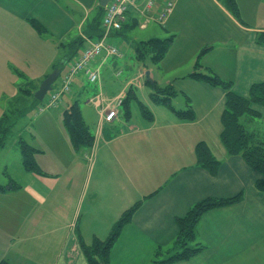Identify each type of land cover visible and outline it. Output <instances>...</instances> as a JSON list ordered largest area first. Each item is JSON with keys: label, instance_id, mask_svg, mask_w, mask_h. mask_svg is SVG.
I'll list each match as a JSON object with an SVG mask.
<instances>
[{"label": "crops", "instance_id": "obj_1", "mask_svg": "<svg viewBox=\"0 0 264 264\" xmlns=\"http://www.w3.org/2000/svg\"><path fill=\"white\" fill-rule=\"evenodd\" d=\"M100 1L0 0V82H8L0 90V106L5 92L10 94L7 107H0V123L5 117L9 122L14 117V113H6L12 109V97L19 94L15 109L20 103V112L28 113L41 83L58 63L68 62L61 59L63 55H79L83 46L98 39L92 25L100 13ZM149 1H137L123 28H140L141 33L132 41L123 38V30L109 36L121 57L92 61L91 67L101 75L99 86L84 108L75 100L95 138L92 149L73 148L64 125L67 107L63 113L58 108L36 111L32 119L25 116L44 139L43 148L31 146L37 150L35 160L43 175L25 171L19 182L13 181L19 189L3 194L25 192L32 220L21 230L16 216L12 220L9 211L0 214V262L13 256L26 264H87L79 237L86 244L94 238L105 240L121 215L141 202L121 232L111 262L150 264L158 249L163 251V259L168 256L179 232L177 219L195 204L242 196L241 202L202 217L196 237L206 249L190 261L176 264H264V194L256 189L262 177L241 157H229L221 142L226 92L189 78L200 54L209 49L200 58L203 72L212 71L232 82L236 94L248 96L253 84L264 83V45L257 44V35L264 29L239 22L218 0H155L151 7ZM165 2H172L174 8L161 25L157 16ZM240 15L242 19L241 10ZM31 21L39 23L46 34H38ZM171 36L173 45L159 65L145 63L143 68L137 67L138 76L124 77L122 72L119 78L123 65L134 67L132 47L136 51L140 42ZM78 39L84 40L83 46L77 52L68 51L70 46H66ZM62 47H66L64 52ZM146 73L160 86L174 85L179 94L172 100L173 107L185 110L189 100L195 120H180L165 106L154 104ZM85 79L82 75L74 84ZM135 86L144 98L136 94ZM130 90L150 110L153 120H144L136 104L134 112L130 105V115L120 107L113 122L102 120L101 111ZM27 99L32 102L23 106ZM260 112L264 123V108ZM60 126L67 140L44 135L45 128ZM201 142L221 162L215 176L196 164L195 148ZM69 165L73 168L68 169ZM52 168L58 170L57 176L46 172ZM55 194L59 199H52Z\"/></svg>", "mask_w": 264, "mask_h": 264}, {"label": "trees", "instance_id": "obj_2", "mask_svg": "<svg viewBox=\"0 0 264 264\" xmlns=\"http://www.w3.org/2000/svg\"><path fill=\"white\" fill-rule=\"evenodd\" d=\"M223 6L234 16L239 22L241 21L240 8L237 0H218ZM105 15V9L100 8V13L96 18L95 24L92 29L98 36V39L103 37L105 32L102 25ZM127 23L124 24L125 28ZM31 26L40 35H45L46 30L37 22L31 21ZM91 26V28H92ZM119 33V32H118ZM174 36L169 38H153L147 42H140L136 47V59L140 63L151 60L154 65H159L174 42ZM84 44L83 39H78L76 42L66 47L75 50L76 52ZM257 44L264 45V32L257 35ZM62 47V49H66ZM68 50V51H70ZM209 49L204 50L198 57L195 70L189 75V78L195 81L203 82L211 87L221 88L226 92L225 110L222 115L223 131L221 133V142L227 151L229 157H241L247 166L260 174L262 177L256 183V189L264 194V123L262 122V115L260 109L264 108V83L253 84L248 96H241L233 91V83L222 80L218 75L212 71L205 74L203 72L200 58ZM67 52V50H66ZM75 52H68L61 58L62 60L69 61L75 55ZM62 68L59 64L55 68ZM54 68V69H55ZM147 87L151 90V100L154 104L162 105L168 108L175 116L183 121L193 122L196 118L195 113L187 100L188 106L185 110H176L172 105V100L178 96V91L174 85L169 84L160 86L156 81L148 80ZM34 96V95H33ZM33 104L39 103L35 96L33 97ZM45 101V100H44ZM43 101V102H44ZM135 103L144 120L152 121L153 115L150 110L138 100L134 90H130L123 100L121 107L130 115V105ZM55 109V108H51ZM39 108L37 109V111ZM9 120L5 117L0 123V149L5 146L6 138L10 133L8 127ZM64 125L69 134L71 144L75 150L83 148L92 149L95 144V138L89 131L82 112L78 103H74L64 113ZM21 154L23 157V168L27 173H35L43 175L39 168L35 154L36 149L20 141ZM196 164L207 170L211 176L218 173L221 162L215 158L212 150L206 142L199 143L195 148ZM19 187L16 183L11 182L9 186L0 185V194H5L11 190H18ZM242 196H237L231 199H207L195 204L183 218H178L176 221L179 232L177 238L172 244L171 250L168 251V256L163 259V251L158 249L152 264H176L179 262L190 261L191 259L200 255L206 247L197 241L196 230L200 224L202 217L216 209L229 207L241 202ZM141 202L136 203L133 207L126 210L119 220L113 226L108 238L101 240L94 238L90 244H86L84 240L79 237V245L84 255L87 264H112L111 254L117 243L121 232L124 227L131 223L132 218L140 207ZM0 264H9L6 261Z\"/></svg>", "mask_w": 264, "mask_h": 264}, {"label": "rangeland", "instance_id": "obj_3", "mask_svg": "<svg viewBox=\"0 0 264 264\" xmlns=\"http://www.w3.org/2000/svg\"><path fill=\"white\" fill-rule=\"evenodd\" d=\"M239 7L241 8L242 12V19L245 23L248 25L257 28L258 30L264 29V0H239ZM158 29H160L159 26H156ZM141 33L140 28H130V29H124L123 38H126L129 41H132L134 38L138 37V34ZM165 38V37H163ZM70 50V49H69ZM64 52V49L61 50ZM132 56L134 59L136 58V51L135 47H132ZM78 55V54H77ZM75 55L72 59H70L65 65L62 66L61 70L63 72L68 69V66L73 62L74 58L77 56ZM62 57V55H61ZM229 56H226L225 59L227 60ZM216 56L211 58V60H215ZM198 60V59H197ZM197 60L195 62V65L197 64ZM149 66H153L154 64L151 63V60L145 62ZM59 64V63H58ZM194 65V66H195ZM214 65V63H213ZM133 66L134 67H128V65H123L121 69V74L122 72L125 73L124 77L128 76V74H132V76L136 77L138 76V69L137 67H144V63L138 62L136 59L133 61ZM215 66V65H214ZM229 69V66H227ZM216 68V66H215ZM227 69L225 70L224 74H226L228 71ZM123 75H121L119 78H122ZM84 79V78H82ZM148 80V79H147ZM59 80L55 83L58 85ZM83 82V81H82ZM78 82L74 84V87H72L71 93H64L62 96V101L61 104L58 108H61L60 111L63 113L65 111V108H70L72 104L75 103V100L79 99L81 108H84L86 105V102L91 98V94H93L99 86L98 83H90L87 79L84 80V82ZM82 83V84H81ZM8 82H0V90H2ZM22 84H19L18 87V92L21 90ZM58 89V86H57ZM134 89H137L136 94H138L140 97L144 98L145 94L141 93V91L138 92V88L135 86ZM83 92L81 96L80 92ZM148 92L146 88V93ZM6 95H3L4 101L3 104L0 107H7L6 103L10 99V94L9 92H5ZM100 94V93H99ZM19 95V94H18ZM12 97V109H9L7 113H14V117L11 118V121L7 124L10 133L8 134L5 142V147L0 149V185L1 186H9L11 182L13 181H20L19 175L25 173L24 166L23 164V157L21 154V148H20V141L23 140L25 143H27L30 146H36L39 148H43L44 146V139H42V133H37L36 125L35 123L30 124L29 120L25 119V116L28 117V119H32L34 113H36L37 109L40 108L41 106H46L45 103L48 100L49 96L46 97L45 102H39L35 103L32 106H28V113L25 111L20 112L22 105L19 103L17 107V111L15 109L16 106V96ZM26 102L24 103L23 106L29 105L32 101L27 99L25 100ZM133 107V112L135 110V103H132ZM57 108V109H58ZM55 109V110H57ZM138 109V108H136ZM139 111V109H138ZM140 112V111H139ZM63 115V114H62ZM136 116H134V120L136 121ZM140 121H142L140 119ZM61 128H55V127H49L45 128L44 130V135L47 137L54 139V137H59L61 140L66 139L67 136L64 132V129L62 126ZM68 137L69 134L66 132ZM70 140V137H69ZM44 162H46L45 159H43ZM6 165H8V169H6ZM74 166V165H73ZM71 165L68 166V169H72ZM46 172H48L52 176H57L58 170L52 168V169H47ZM26 174V173H25ZM23 176V175H22ZM21 176V177H22ZM74 179V176L71 177ZM0 214L5 216V213L9 211L11 214V219L13 216H16L18 218V226L21 227V230H26L27 226L30 225V222L32 220L31 216L29 215V208L26 205H29L27 203L26 195L25 192L20 193H9V196H3V194H0ZM66 195V193H65ZM52 199H59L58 194H55ZM27 203V204H24ZM55 210V209H54ZM27 235H22L23 239H26ZM9 258V259H8ZM6 260V262L11 261L12 264H26L25 261L21 260L20 262L17 260V258H14L13 256H9ZM51 256L48 257L47 259L50 261ZM155 258V257H154ZM154 260V259H153ZM153 262V261H152ZM9 263V262H8ZM152 264V263H150Z\"/></svg>", "mask_w": 264, "mask_h": 264}, {"label": "built area", "instance_id": "obj_4", "mask_svg": "<svg viewBox=\"0 0 264 264\" xmlns=\"http://www.w3.org/2000/svg\"><path fill=\"white\" fill-rule=\"evenodd\" d=\"M138 0H110L105 9L103 18L104 35L101 39L91 41L85 47L82 53L75 59L74 63L69 67L68 72L62 80L59 90L50 94L46 108H57L64 93L71 91L72 84L80 75H85L90 83H98L100 81V73L98 70L91 68V62L96 59H104L110 57H121L118 47L108 41L112 32L121 31L126 21L128 11L135 6ZM155 0L148 2L149 7L154 5ZM174 5L172 2H165L157 16V21L164 25L167 17L172 13ZM120 74V73H119ZM101 98L96 102L100 104ZM123 97L114 100L107 105L101 112L103 120L111 123L117 118V109L122 106Z\"/></svg>", "mask_w": 264, "mask_h": 264}, {"label": "water", "instance_id": "obj_5", "mask_svg": "<svg viewBox=\"0 0 264 264\" xmlns=\"http://www.w3.org/2000/svg\"><path fill=\"white\" fill-rule=\"evenodd\" d=\"M110 0H101L100 6L104 9L106 8ZM64 63H60V66H63ZM61 75V70L59 68L54 69L47 78L41 83L38 91L35 93V98L42 102L44 98L53 90V87ZM146 77H149V73H146Z\"/></svg>", "mask_w": 264, "mask_h": 264}]
</instances>
